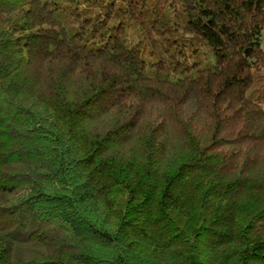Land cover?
I'll list each match as a JSON object with an SVG mask.
<instances>
[{"label": "trees", "instance_id": "trees-1", "mask_svg": "<svg viewBox=\"0 0 264 264\" xmlns=\"http://www.w3.org/2000/svg\"><path fill=\"white\" fill-rule=\"evenodd\" d=\"M264 0H0V264H264Z\"/></svg>", "mask_w": 264, "mask_h": 264}, {"label": "rangeland", "instance_id": "rangeland-1", "mask_svg": "<svg viewBox=\"0 0 264 264\" xmlns=\"http://www.w3.org/2000/svg\"><path fill=\"white\" fill-rule=\"evenodd\" d=\"M262 49H263V51H264V32H263V34H262Z\"/></svg>", "mask_w": 264, "mask_h": 264}]
</instances>
